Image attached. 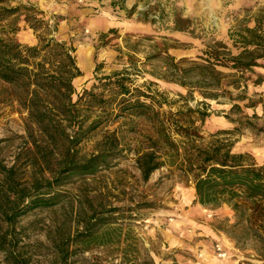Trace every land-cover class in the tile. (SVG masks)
Instances as JSON below:
<instances>
[{
	"label": "rangeland",
	"instance_id": "obj_1",
	"mask_svg": "<svg viewBox=\"0 0 264 264\" xmlns=\"http://www.w3.org/2000/svg\"><path fill=\"white\" fill-rule=\"evenodd\" d=\"M10 4L36 8L48 25H56L53 36L74 48L82 72L73 83L74 102L84 91L111 98L113 93L101 87L99 80L128 71L131 89L163 96L158 98L162 112L175 113L185 107L207 110L210 114L204 122L196 113L188 115L202 135L238 128L239 132L229 136L233 150L252 155L258 164L264 162V69L246 73L241 89L232 90L235 96L244 98L235 101L241 112L232 113L231 105L223 99L205 101L209 106H201L203 100L198 94L189 98L186 89L157 77L164 73L165 63L151 58L160 54L176 62L199 61L202 52L214 43L224 44L237 55L239 44L231 35L237 40L236 33L257 25L264 35V0H103L99 6L86 0H10ZM98 18L99 27L93 29L91 19ZM177 19L188 21L184 24L188 26L186 32L174 30ZM16 28L9 33L6 26V37L21 45L37 44L23 17ZM79 52L83 57L78 60ZM10 90L0 83V161L7 166L27 147L26 113L10 100ZM120 99L117 97L109 109H114ZM114 130L121 153L111 160L110 168L94 177L74 179L60 190L64 194L60 204L27 214L13 228L0 213V238L5 237L8 245L14 229L15 240L9 247L22 264H60L56 246L61 242L66 245L74 237L76 216L90 208L124 210L116 224L121 230L119 243L82 252L70 242L65 246L70 255L66 264H264V232L250 212L234 211L226 205L218 209L201 207L195 202L193 187L181 183L166 169L152 174L147 183L140 180L133 160L142 135L150 131L143 119L118 118L103 125L81 143V153L94 152L103 136ZM24 158L25 154L20 168ZM141 202L152 206L137 209ZM216 245L223 248L224 259L217 257ZM0 264H12L1 251Z\"/></svg>",
	"mask_w": 264,
	"mask_h": 264
},
{
	"label": "trees",
	"instance_id": "obj_2",
	"mask_svg": "<svg viewBox=\"0 0 264 264\" xmlns=\"http://www.w3.org/2000/svg\"><path fill=\"white\" fill-rule=\"evenodd\" d=\"M21 17L36 36L35 46L21 45L5 35L6 26L9 33L17 31ZM187 22L175 20L174 30L186 32ZM258 27L236 33L237 40L230 36L239 44L237 55L222 43L207 47L199 61L176 62L169 55H154L151 58L165 63L164 73L157 77L186 89L189 98L198 94L203 100L199 102L201 106H209L205 101L223 99L231 105L230 112H241L235 101L244 98L235 96L232 90L241 89L246 73L264 69V35ZM56 32V25H48L36 8L12 6L10 0H0V83L11 89L10 100L26 113V149L17 154L10 166L0 161V213L10 228L31 212L60 204L64 195L60 190L74 179L94 177L110 168L111 160L121 153L117 130L106 133L90 154L81 153L79 146L113 120L135 118L143 119L150 127L134 151L133 162L143 183L155 172L166 169L181 183L193 187L195 202L201 207L218 209L226 205L234 211L245 209L264 232V162L258 164L252 155L233 150L234 142L229 136L239 132L238 128L205 137L188 115L196 113L199 121L204 122L210 114L207 110L185 107L175 113L162 112L158 98L163 96L131 89L128 71L99 80L101 87L111 90V98L84 91L74 102L73 83L82 77V72L74 48L55 38ZM117 97L120 102L110 110L109 105ZM23 154L22 169L19 164ZM151 206L141 202L136 208ZM122 211L90 208L87 213H79L74 237L66 245L61 242V246H56L60 264H66L70 256L65 248L70 242L82 252L119 243L121 230L116 224L122 220ZM13 230L8 245L5 237L0 238V251L9 256L12 264H22L9 247L15 240Z\"/></svg>",
	"mask_w": 264,
	"mask_h": 264
},
{
	"label": "crops",
	"instance_id": "obj_3",
	"mask_svg": "<svg viewBox=\"0 0 264 264\" xmlns=\"http://www.w3.org/2000/svg\"><path fill=\"white\" fill-rule=\"evenodd\" d=\"M86 1H89V3L92 5V6H99L100 4H101V1H103V0H86ZM114 2V1H113ZM111 4V6H114L113 5V3L111 2L110 3ZM102 19V21H103V18H101ZM100 19L98 18V19H91V21H92V23H91V26H92V28L94 29V28H96V27H99V25L98 24H100L99 21Z\"/></svg>",
	"mask_w": 264,
	"mask_h": 264
},
{
	"label": "built area",
	"instance_id": "obj_4",
	"mask_svg": "<svg viewBox=\"0 0 264 264\" xmlns=\"http://www.w3.org/2000/svg\"><path fill=\"white\" fill-rule=\"evenodd\" d=\"M215 252H216L217 257L219 259H224L225 256H226V254L224 253L223 248L221 247V245H216L215 246Z\"/></svg>",
	"mask_w": 264,
	"mask_h": 264
},
{
	"label": "bare ground",
	"instance_id": "obj_5",
	"mask_svg": "<svg viewBox=\"0 0 264 264\" xmlns=\"http://www.w3.org/2000/svg\"><path fill=\"white\" fill-rule=\"evenodd\" d=\"M82 57H83L82 53L79 52V54H78V60L79 59H82Z\"/></svg>",
	"mask_w": 264,
	"mask_h": 264
}]
</instances>
